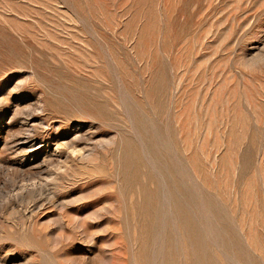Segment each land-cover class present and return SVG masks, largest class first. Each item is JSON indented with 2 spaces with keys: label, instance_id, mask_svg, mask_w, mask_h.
Here are the masks:
<instances>
[{
  "label": "rangeland",
  "instance_id": "1",
  "mask_svg": "<svg viewBox=\"0 0 264 264\" xmlns=\"http://www.w3.org/2000/svg\"><path fill=\"white\" fill-rule=\"evenodd\" d=\"M0 264H264V0H0Z\"/></svg>",
  "mask_w": 264,
  "mask_h": 264
}]
</instances>
